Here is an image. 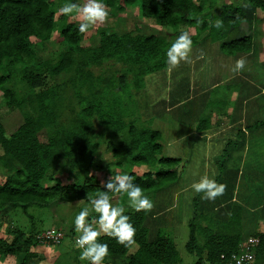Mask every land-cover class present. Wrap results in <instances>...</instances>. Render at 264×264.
I'll return each instance as SVG.
<instances>
[{
    "label": "trees",
    "instance_id": "1",
    "mask_svg": "<svg viewBox=\"0 0 264 264\" xmlns=\"http://www.w3.org/2000/svg\"><path fill=\"white\" fill-rule=\"evenodd\" d=\"M58 1L0 0V107L19 110L22 115L19 123L8 128L0 120V168L7 174L0 183V209L43 207L55 200L89 201L105 190L88 173L96 169L97 155L105 146L110 152L107 170L112 162L114 177L127 172L158 201L146 212L126 208L136 228L138 248L131 250L115 239L100 238L109 245L106 264H179L176 243L172 236L161 233L160 226L170 210L167 195L173 198L171 189L179 188L177 165L184 162L179 156L163 154L161 131L151 127L152 117L139 114L145 107L150 108L141 97V90L147 89L145 77L169 67L165 52L179 34L181 24L194 26L198 31L191 36L193 43L205 31L204 41L218 42L220 52L234 60L253 53L256 46L251 28L256 10H264V0H103L110 15L126 7H137L143 17L172 28L174 35L145 32L139 23L122 31L99 24L91 43L89 39L85 41V33L78 31L79 23L73 20L75 13L57 15ZM216 19L223 21L221 29L210 27V21ZM54 32L57 47L47 51ZM256 67L263 70L264 84V62H257ZM118 69L123 71L119 73ZM47 77L54 78L49 85L45 82ZM189 96L171 101L175 114L177 104L193 100ZM217 106L219 110L221 107ZM208 117L209 114L201 123L198 121V130L208 126ZM249 126L264 128V119ZM40 133L45 139H40ZM239 142L230 139L224 147L227 150ZM255 146V141H250V151ZM226 158L227 152L223 151L216 162ZM220 166L224 168V164ZM58 172H67L65 178L70 181L61 182L55 177ZM222 173L218 171L216 178ZM161 193L166 194L162 203L158 197ZM112 195L116 196L117 205H126L125 196ZM196 196L187 220L189 235L185 243L186 250L199 257L194 264H201V254L207 263L221 264L250 236L256 240V264H264V230L242 232V209L236 200L229 205L231 208H225L226 218L215 209L218 204H213L212 217L203 210L195 211ZM231 198L232 194L227 204ZM244 219L249 222L248 215ZM10 230V242L0 238V257L7 254L24 262L31 247L47 244L39 236L40 229L36 235H26L16 227ZM79 252L72 249L68 259L53 264H73Z\"/></svg>",
    "mask_w": 264,
    "mask_h": 264
},
{
    "label": "rangeland",
    "instance_id": "2",
    "mask_svg": "<svg viewBox=\"0 0 264 264\" xmlns=\"http://www.w3.org/2000/svg\"><path fill=\"white\" fill-rule=\"evenodd\" d=\"M194 1L197 2V0ZM58 2L60 8L64 2L61 0ZM83 2L84 0H76V3L79 4H83ZM57 15H59L58 10ZM73 20L77 23L82 22L77 14L73 16ZM138 23L141 24L145 32L166 37L174 33L172 28L158 25L151 18L143 17L137 7H126L120 10L119 13L109 14L106 22L101 25L112 27L115 31H122L133 29L134 25ZM99 26V24L94 25L84 34L86 36L85 41L88 39L90 43L95 41V32ZM251 29L255 37L256 47L253 53L248 54L249 56L246 54L240 56L246 58V64L239 73L232 71L235 64L234 58L220 52L218 42L204 41L205 31H202L195 38L189 62L181 61L178 66L171 70L167 67L146 75L145 89H147L145 91L141 90L143 91L142 101L144 100V103H147L148 108H150L146 109L145 107L139 114H145L146 118L152 117L151 127L161 131L160 142L163 146V154L179 156L186 161L184 167L181 168L180 175H178L179 188L171 189L173 198L167 195L170 203L167 208H170V210L160 226L163 235L172 236L174 239L181 257L179 264H194L199 260L196 254L188 252L185 248L189 235L187 220L192 215L191 211L194 210V207H192L194 195H197L198 200L196 212L203 210L208 216L215 217L213 204H218L215 209L221 210V216L226 218L225 208H231L236 200V203L241 206V215L243 217L248 215L249 217L248 223L242 217V232L246 234L247 232L253 233L256 230H264V220L262 221L264 219V178L259 175V178L256 179V174H260L259 168H262L261 164L264 162V144L259 146L260 153L255 154V157L253 154L248 158L246 163L249 166L241 165L242 171H244L241 176L242 188L238 191L239 194L233 193L234 200H230L229 204H227L228 198L233 191L230 185L233 182H229L225 177L230 178L233 175V178H235L234 174L236 173H222L220 177L216 178L218 183L225 185V190L223 195L216 197L215 200L201 199L202 193H194L190 187L194 181L199 180L204 174L213 176L215 179L218 174L217 171H220L222 166L215 165L212 158L222 153L221 147L224 142L223 140H205L191 133L195 124H197L195 118H200L198 121L201 123L204 121L203 118L205 119L210 112L218 111L216 106L220 103L219 106L222 107L224 105L223 101L229 99L230 96L235 97L238 90L241 89L239 88L241 83L246 86L252 85L260 92L259 94L264 93V89H260L261 86L264 88V84L261 83L263 81V70L256 67L257 62H261V64L264 62V10L259 8L256 10L255 21ZM185 30L189 32L190 36L198 33L195 27L191 25L181 24L177 29L179 33ZM32 39L36 40L33 37ZM57 42V33L54 32L51 35L50 42L46 45L47 51H52L54 47H57ZM122 71L123 69H118L119 73ZM259 74L262 76L259 77ZM227 76L228 78H226ZM221 77L226 78V80L224 79L218 83L216 87L211 85L212 82ZM53 80L54 78L47 77L45 79L46 85L51 84ZM204 87L208 89L206 92L202 91L200 95L195 94L193 100L181 106L183 113L178 121L176 118L178 114H175V108L173 107L175 104L171 101L180 96H192ZM251 88L246 87V91L256 90ZM259 99L264 101L263 95ZM1 102L2 99H0ZM0 120L8 128L19 123L22 120V115L19 110H9L1 106ZM39 137L42 140L45 139L43 133H40ZM105 137L109 136L106 135ZM115 139H118V137L116 136ZM257 146H255V149ZM100 151L97 155L96 169H91L88 173L95 176L96 181L103 186L115 174L112 172L114 170V166L111 165L112 162L109 163L110 170H107L106 164L110 160V152L105 146H101ZM226 164L227 167L225 165L224 169L233 168L229 165L230 161H227ZM180 165L181 163L177 165V169ZM258 169L259 173H257ZM66 175H68L67 172L55 173V177L61 182L70 181L65 178ZM6 176L7 174L0 168V183L5 180ZM165 195L159 194L158 197L159 200H162L161 203L165 200ZM114 197L113 202L116 204V196ZM152 201L153 203L158 202L153 199ZM87 202L86 200H55L43 207L30 206L22 209L20 206H5L0 209V238L10 242L13 237L10 229L14 227L23 230L26 235H29V233L36 235V230L40 229L39 236L42 240L45 239L44 243L48 244L31 247V254L24 262L22 260L20 262L15 256L3 254L0 257V264H53L56 261L68 259L72 249H75L74 242L78 235L73 228V218ZM45 234H53V237L45 238ZM58 239L61 240L58 241ZM133 249L135 247L131 248V250ZM64 252H67V254ZM201 256L200 263L209 264L205 261V255L201 254ZM73 264H87V262L81 261L78 257Z\"/></svg>",
    "mask_w": 264,
    "mask_h": 264
},
{
    "label": "clouds",
    "instance_id": "3",
    "mask_svg": "<svg viewBox=\"0 0 264 264\" xmlns=\"http://www.w3.org/2000/svg\"><path fill=\"white\" fill-rule=\"evenodd\" d=\"M60 14H77L81 21L78 25L80 33H86L94 25L103 24L109 17V11L103 0H84L83 4L65 0V3L58 9ZM202 23V21H197ZM223 21L216 19L210 21V27L221 29ZM193 49V40L188 31H180L174 41L167 47L165 56L169 69L178 66L181 61L189 62L190 53ZM246 64L245 57L235 60L233 72L239 73ZM105 190L91 198L76 213L73 218V228L78 233L75 238L74 247L79 249V259L87 264H106V258L110 255L109 245L102 241L101 237L115 239L125 248H138L139 244L135 239L136 228L131 222L126 208L136 212L150 211L153 208V201L146 194L142 186L136 182L127 172H121L114 178L111 177L104 185ZM194 193H202L201 199L215 200L223 195L225 185L218 183L213 176L202 175L199 180L190 185ZM123 195L126 197V205H117L113 201L115 197Z\"/></svg>",
    "mask_w": 264,
    "mask_h": 264
},
{
    "label": "crops",
    "instance_id": "4",
    "mask_svg": "<svg viewBox=\"0 0 264 264\" xmlns=\"http://www.w3.org/2000/svg\"><path fill=\"white\" fill-rule=\"evenodd\" d=\"M232 75V74H228ZM228 78V76L226 77ZM226 78L221 77L219 79H216L214 82H212L211 85H217ZM241 86V87H240ZM239 86L237 95L230 96L229 99L224 103L223 107L220 108L218 111H212L209 113V122L208 126L203 129L198 130L197 126L199 125L198 118L196 119L195 127L193 128V131L191 133L195 134L198 138H202L205 140H223L222 144V152H227V158L224 159V162L218 161L216 162V158L220 155L213 156V161L215 162V165L218 166L220 164H224V166L227 164V161H230V166L233 168H222L220 171H223L224 174L226 173H236L234 174L235 178H233V175L230 178L225 177L226 180L229 182H233L230 187H232V198L233 201L234 196L233 193H238V191L242 188L241 184V176L244 171H242L241 165L249 166L246 162L248 161V158L254 154L260 153L259 146L264 141V128L263 126L256 127V129H250V124L255 123L259 119H264V101L260 100L259 97L263 94H259L260 92L252 87V85L246 86L245 84H242ZM256 86V85H255ZM246 87H249L251 89H256L255 91L247 90ZM260 89H264L263 86L260 87ZM206 91L207 87L203 88L198 93H194L192 96L190 95V99L195 96V94L202 93V91ZM183 104V103H182ZM182 104H177L178 110L176 113L178 114L176 116L177 120L179 121V118L182 117L183 110L181 108ZM220 105V103H219ZM218 107V106H217ZM194 108V104H193ZM182 110V111H181ZM194 110V109H193ZM204 123H202V126ZM230 139H239V143L235 145L232 148L227 147V150L225 149L224 145L225 142ZM250 141H255L256 145H258L255 148H252L251 151L249 149ZM261 159V157H260ZM227 160V161H226ZM257 160V159H255ZM183 162H181V165L178 169L179 175L181 168L184 167L185 159H183ZM255 164V163H253ZM262 168L260 169V174H256V179H258L259 175L264 178V162L261 164ZM254 169V168H253ZM259 169L257 170V173H259ZM250 170V169H249ZM255 170V169H254ZM218 172V171H217ZM179 177V176H178ZM216 179V176H215ZM235 190V192H234ZM236 198V197H235ZM229 202V201H228ZM227 202V203H228ZM225 203V202H224ZM227 210L225 211V213ZM227 217V216H226ZM244 220V217H243ZM263 221V220H262Z\"/></svg>",
    "mask_w": 264,
    "mask_h": 264
},
{
    "label": "built area",
    "instance_id": "5",
    "mask_svg": "<svg viewBox=\"0 0 264 264\" xmlns=\"http://www.w3.org/2000/svg\"><path fill=\"white\" fill-rule=\"evenodd\" d=\"M49 236L53 237V234H45V238H50ZM255 245L256 240L254 237H248L240 243L238 251L231 253L229 258L221 264H256L254 251Z\"/></svg>",
    "mask_w": 264,
    "mask_h": 264
}]
</instances>
